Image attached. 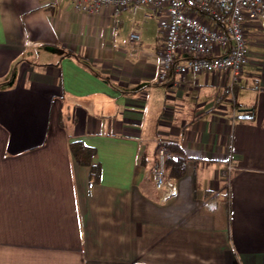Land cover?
Returning a JSON list of instances; mask_svg holds the SVG:
<instances>
[{
	"label": "crops",
	"instance_id": "0c3cea01",
	"mask_svg": "<svg viewBox=\"0 0 264 264\" xmlns=\"http://www.w3.org/2000/svg\"><path fill=\"white\" fill-rule=\"evenodd\" d=\"M111 9L0 0V264H264V28L241 18L249 61L231 84L162 74L154 10L114 28ZM158 144L185 160L162 190Z\"/></svg>",
	"mask_w": 264,
	"mask_h": 264
},
{
	"label": "built area",
	"instance_id": "2783aa9c",
	"mask_svg": "<svg viewBox=\"0 0 264 264\" xmlns=\"http://www.w3.org/2000/svg\"><path fill=\"white\" fill-rule=\"evenodd\" d=\"M75 8L98 12L112 8L114 28L118 25V14L122 9L134 14L142 7H151L158 18V28L163 36L161 64L163 72L174 68L179 74L187 72L228 71L233 84L244 65L249 61L241 23L243 16L257 19L264 28V0H72ZM110 10V9H109ZM149 15V14H147ZM211 23L205 24L200 18ZM141 28L133 25L127 37L138 43ZM182 56V59H178ZM156 165L153 182L157 190L166 184V161L180 154L165 144L155 147ZM234 165L226 161L220 175L228 183ZM209 208H215L209 204Z\"/></svg>",
	"mask_w": 264,
	"mask_h": 264
},
{
	"label": "trees",
	"instance_id": "16d2710c",
	"mask_svg": "<svg viewBox=\"0 0 264 264\" xmlns=\"http://www.w3.org/2000/svg\"><path fill=\"white\" fill-rule=\"evenodd\" d=\"M69 147L77 163L90 167L91 181H96L100 175V163L93 161L95 149L85 145L81 140L71 141ZM166 167L170 168L171 174L179 176L184 172L185 160L179 156L170 158L166 161Z\"/></svg>",
	"mask_w": 264,
	"mask_h": 264
},
{
	"label": "rangeland",
	"instance_id": "374dc122",
	"mask_svg": "<svg viewBox=\"0 0 264 264\" xmlns=\"http://www.w3.org/2000/svg\"><path fill=\"white\" fill-rule=\"evenodd\" d=\"M201 21H203L205 24L209 25L211 23V21H209L208 19L206 18H200Z\"/></svg>",
	"mask_w": 264,
	"mask_h": 264
},
{
	"label": "water",
	"instance_id": "95a60500",
	"mask_svg": "<svg viewBox=\"0 0 264 264\" xmlns=\"http://www.w3.org/2000/svg\"><path fill=\"white\" fill-rule=\"evenodd\" d=\"M247 115H242V117H246Z\"/></svg>",
	"mask_w": 264,
	"mask_h": 264
}]
</instances>
